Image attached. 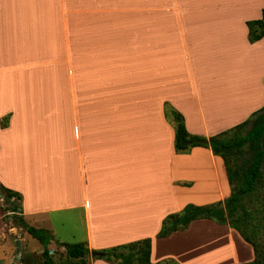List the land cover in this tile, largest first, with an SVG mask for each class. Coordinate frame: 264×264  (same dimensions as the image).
Masks as SVG:
<instances>
[{
  "label": "crops",
  "instance_id": "0c3cea01",
  "mask_svg": "<svg viewBox=\"0 0 264 264\" xmlns=\"http://www.w3.org/2000/svg\"><path fill=\"white\" fill-rule=\"evenodd\" d=\"M263 9L264 0H0V184L21 196L26 225L65 252L83 243L86 264H109L92 252L146 238L150 264L252 262L239 233L209 219L156 235L186 205L230 195L210 149L176 152L165 106L206 138L261 110L264 36L250 42L247 24ZM11 235L0 227V245Z\"/></svg>",
  "mask_w": 264,
  "mask_h": 264
},
{
  "label": "trees",
  "instance_id": "16d2710c",
  "mask_svg": "<svg viewBox=\"0 0 264 264\" xmlns=\"http://www.w3.org/2000/svg\"><path fill=\"white\" fill-rule=\"evenodd\" d=\"M249 41L255 42L264 36V9L262 18L258 21L249 22ZM165 115L172 117L174 122V148L178 153H186L190 148L203 147L210 149L212 153L220 157L225 165L226 175L229 185L232 187L230 196L225 200L224 204H212L207 206L197 207L194 205H186L183 210L176 214L168 215L162 222L161 228L157 233V238H165L177 231H183L188 227V224L197 219H209L217 224L228 225L236 230L242 239L248 243L255 254L252 262L244 264H264V255L257 256L256 248L252 244L250 238L243 231L244 227L249 224H244L240 227L237 220H233V216L240 206V202L245 195H249L255 191L257 183L261 176V166L264 160V150L261 147V141L264 137V107L252 115L250 119L235 128L209 138L195 136L189 134L183 123L182 116L165 106ZM7 120L2 121V126L6 125ZM251 125L250 129L242 136H233L241 131L244 127ZM229 137V135H231ZM233 138V139H232ZM249 145L253 155L249 159L248 166L241 171L232 169L229 165L230 152L236 150L239 152L244 146ZM240 174V175H239ZM237 180V183L234 182ZM0 196L4 201L8 202L9 210L12 213H20L21 196L0 184ZM264 213V210L262 211ZM239 219V218H238ZM15 223L21 226L27 234L37 240L42 245L41 257L42 264H53L50 256L48 245L52 241L49 233L42 229H35L26 225L22 217H16ZM150 243L151 239L146 238L117 247L98 251L99 256H94L95 259H101L109 264H150ZM66 255L70 259H78L80 264H83V259L91 252L83 243L66 245ZM170 261H163L158 264H171Z\"/></svg>",
  "mask_w": 264,
  "mask_h": 264
},
{
  "label": "rangeland",
  "instance_id": "374dc122",
  "mask_svg": "<svg viewBox=\"0 0 264 264\" xmlns=\"http://www.w3.org/2000/svg\"><path fill=\"white\" fill-rule=\"evenodd\" d=\"M170 118L171 120L173 119L171 116ZM250 127L251 125L244 127L241 131L237 132L233 138L244 135L250 129ZM231 136L232 134L229 135V137ZM261 147L264 150V137L261 141ZM250 148L251 147L249 145H246L239 152L232 150L229 154L230 167L232 169H237L240 174L241 171L248 166L249 159L253 155ZM260 170L261 176L255 191L249 195H245L242 198L240 206L232 218L233 220L238 221L241 228L244 224H249V226L244 227L243 231L250 238L252 244L256 248L258 257L264 255V213L262 212L264 210V160ZM236 183L237 180L234 182V184ZM231 189L232 187L230 186V194ZM0 211L2 213V220L0 221L1 229L5 232H7L9 229L12 234L10 236L11 238L6 237V241L0 245L1 264H4V262H6L5 259L11 257V255L15 262L21 261L23 264H42V245L37 240L33 239L29 234H27V232L21 226L15 223V218L20 217V214L12 213L9 210L8 202L4 201L1 196ZM53 219L55 218H52V220ZM54 233L57 236H61L63 233V238L66 239V241H70L67 234L62 232V230L57 226L54 228ZM17 241L20 244L19 251H17ZM48 249L50 250V256L52 258L53 264H80L78 259H70L66 255V252L63 250L62 246H60L58 243H56L54 246H48ZM21 255L23 258H21ZM85 258L83 259V264H86ZM164 261H170L172 262L171 264L174 263L172 260ZM161 263H163V261Z\"/></svg>",
  "mask_w": 264,
  "mask_h": 264
},
{
  "label": "water",
  "instance_id": "95a60500",
  "mask_svg": "<svg viewBox=\"0 0 264 264\" xmlns=\"http://www.w3.org/2000/svg\"><path fill=\"white\" fill-rule=\"evenodd\" d=\"M19 249H20V244H19V242L17 241V251H19ZM64 249L67 250L66 247H65ZM99 255H100V254L97 253V252H92V256H99Z\"/></svg>",
  "mask_w": 264,
  "mask_h": 264
}]
</instances>
